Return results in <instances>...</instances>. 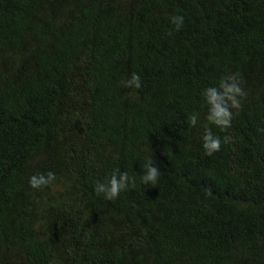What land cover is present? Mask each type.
<instances>
[{
  "label": "trees",
  "instance_id": "obj_1",
  "mask_svg": "<svg viewBox=\"0 0 264 264\" xmlns=\"http://www.w3.org/2000/svg\"><path fill=\"white\" fill-rule=\"evenodd\" d=\"M227 73L244 97L205 156ZM117 169L134 186L97 196ZM0 264H264V0H0Z\"/></svg>",
  "mask_w": 264,
  "mask_h": 264
},
{
  "label": "clouds",
  "instance_id": "obj_2",
  "mask_svg": "<svg viewBox=\"0 0 264 264\" xmlns=\"http://www.w3.org/2000/svg\"><path fill=\"white\" fill-rule=\"evenodd\" d=\"M183 16L173 15L169 17V24L174 31H179L183 25ZM123 87L139 89L141 87L140 77L131 73L129 78L121 81ZM202 106L205 109L203 120V133L200 137V147L205 156H212L218 152L221 139L213 135L211 128L221 131L230 128L235 112L240 108V102L244 97V91L238 73H227L213 85L200 90ZM200 120L199 113H191L188 116V126L196 127ZM227 137L225 141H227ZM160 170L152 156L147 157L143 163V172L139 179L144 186L155 188L160 175ZM56 177L51 171L47 173H36L28 178V185L31 189L42 190L50 186ZM134 186V180L127 172L114 170L103 180L97 181L93 191L97 196L105 200H115L122 192Z\"/></svg>",
  "mask_w": 264,
  "mask_h": 264
}]
</instances>
